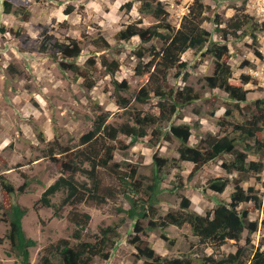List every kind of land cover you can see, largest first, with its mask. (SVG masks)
Instances as JSON below:
<instances>
[{
    "label": "trees",
    "instance_id": "obj_1",
    "mask_svg": "<svg viewBox=\"0 0 264 264\" xmlns=\"http://www.w3.org/2000/svg\"><path fill=\"white\" fill-rule=\"evenodd\" d=\"M3 6L6 14L12 12L13 4L10 1L5 0ZM125 7L127 11H131L134 3L128 2ZM70 11L72 8L66 14ZM139 11L151 15L155 22L148 27L143 25L141 19L130 23L117 33L116 41L121 47L134 38L140 40V45L135 50L138 58L135 74L142 77L144 85L134 100L147 104L155 99V113L132 108L131 100L121 95V92H128L130 86L126 81L116 80L120 62L102 54L114 48L101 33L91 41L96 53L83 65L79 63V59L87 43L85 37L60 41L43 33L41 51L57 62L64 72H71L76 80L83 79L86 89L91 90L96 86L95 73L100 69L112 78L117 102L123 113L127 114V119L119 125L110 124L109 114L97 106L99 114L94 120L93 128L80 139L83 147L81 150L71 151L69 147L61 146L55 141L48 153L61 176L45 190L32 208L13 202L12 198L21 195L24 187L17 190L6 178L1 177V187L9 196L10 202L0 204V221L7 226L4 237H0V246L5 243L9 245L7 256L14 258L16 264H32L31 250L38 244L27 236L23 220L31 211L38 212L40 207L54 209L56 218H62L64 209L70 208L66 217L74 226L72 238H62L45 247L37 264H93L96 258L108 262L111 251L121 239L119 224L100 228L94 236V242H89L84 240V232L90 227L92 218L90 214L80 211V206L88 200H96L98 204L105 203L108 197L116 199L122 192L121 189L106 188L103 190L104 194H100V172H104L116 178L124 187L121 188L124 189V196L130 207L120 211L135 221L133 235L128 240L134 249L131 264H264V238L259 247L251 251L246 246L239 245L243 240L249 245L251 236L258 231V223L250 220L246 207L252 204L255 209L264 212V202L256 190L253 187L244 189L241 185L251 176L259 179L264 172L263 161L250 160L254 150L264 152V141L260 140V135L264 132V97L256 103L257 112L244 124H234L229 120L232 112L228 110L219 121L220 132L224 130L221 135L192 145L190 139L193 127L187 123L178 124L176 119L181 120L182 111L201 100L203 95L196 92L191 85L180 87L170 84L172 78L188 81L190 65L183 59V55L194 51L202 58L208 56L215 65L213 74L202 80L205 88L210 91H223L237 107L247 103L249 91L245 87L252 79L249 75H242L240 81H233L228 43L230 39H244L249 36L252 43L257 45L259 34L264 32V28L247 12V0H243L242 6L237 8L226 27H222L221 16L215 14L204 0H193L188 14L178 28L171 24L169 13L160 0H142ZM208 22L213 26L214 32L205 26ZM213 34L220 35L221 40H214ZM120 52L118 50L116 53ZM248 64L245 62L242 67ZM120 136L130 139L129 144L120 140ZM39 138L45 141L42 134H39ZM146 139L149 147L156 150L163 142L175 144L177 154L173 158L159 157L157 153L153 155L155 170L150 184H145L138 177L137 167L130 170L119 169L118 164L114 163L117 147L111 144L114 142L126 150ZM250 141L255 143L254 147ZM217 159H222V167L228 177L211 181L209 187L214 192L223 194L228 185L235 181L231 201L219 202L202 215L190 209L191 200L180 196L179 209L165 214L159 212L154 198L160 188L165 168L172 165L180 168L182 163L191 164V179ZM78 175H86L92 181L93 188L89 189L86 184L78 182ZM175 188L182 190L184 186L181 183L175 185ZM57 194H62L63 197L55 206L52 199ZM262 226L264 228V220ZM170 227L186 231L200 245L212 249V253H204L200 257L185 254L175 258L159 255L148 239L152 234L161 233L160 237L168 242L165 231ZM229 241H234L237 245L236 252L226 253L223 250ZM173 243L171 240L170 244Z\"/></svg>",
    "mask_w": 264,
    "mask_h": 264
},
{
    "label": "rangeland",
    "instance_id": "obj_2",
    "mask_svg": "<svg viewBox=\"0 0 264 264\" xmlns=\"http://www.w3.org/2000/svg\"><path fill=\"white\" fill-rule=\"evenodd\" d=\"M0 0V178H6L18 190L24 187L21 195H15L13 202L32 208L41 198L45 190L60 176L59 169L49 157V150L57 141L61 146L69 147L71 151H79L83 147L80 139L93 128L94 120L99 114L97 106L109 114L108 123L119 125L126 121L127 114L120 108L112 78L106 76L103 70L95 73L96 86L88 90L83 85V79L76 80L71 72H64L57 62L44 54L41 47L43 33L52 35L56 40L66 41L67 38L85 37L87 43L83 47V54L79 63L83 65L96 50L91 41L98 34H102L113 46V50L104 52L110 59L120 62V70L116 75L118 82H127L130 86L128 92L121 95L130 101L132 108L144 112L155 113L157 101L152 99L147 104H140L134 100L135 95L143 87L142 77L135 74L138 58L135 50L140 40L134 38L128 44L118 45L117 33L126 25L138 20L143 21L145 27L155 22L151 15L139 11L142 0H8L13 4L12 12L6 14L3 2ZM169 13V20L176 28L185 15L193 0H160ZM133 2L134 7L127 11L125 4ZM205 4L221 16L223 26L226 27L235 15L237 8L242 6L243 0H204ZM66 14L67 10H70ZM205 26L214 32L213 26ZM261 34H259L260 36ZM214 40H221V36L213 34ZM229 64L233 69V81H240L246 75L247 68L255 65L253 60L260 56V37L258 44L252 43L249 36L244 39H230ZM118 50L121 52L116 53ZM115 53V54H114ZM97 54V56L102 55ZM117 54V55H116ZM189 62L190 77L187 82L181 79H171L170 84L182 87L185 84L194 87L203 98L192 106L184 109L180 114L181 120L177 123H187L193 127L191 144L196 145L208 140L212 136L221 135L219 121L228 110H231L229 120L234 124H244L257 112L256 103L264 97V88L257 81L245 88L249 91L247 103L238 107L223 91H210L203 85V78L212 75L214 63L208 57L202 58L200 54L189 51L183 55ZM248 62V66L242 64ZM39 134L45 137L41 141ZM120 140L129 144L130 139L120 136ZM264 141V132L260 135ZM148 139L140 140L129 149L123 150L118 144L114 163L120 170H130L137 167L138 177L145 184H150L154 175L153 155L167 158L177 157L176 145L163 142L159 149H152ZM254 147V142L250 141ZM241 148V147H240ZM250 156L251 161H263L264 152L255 151ZM177 167L172 165L165 168L162 181L157 192L155 206L161 214L177 210L180 206V196L191 200L190 209L198 214L205 215L219 202L231 201L235 181H232L223 194L210 189L209 184L217 178L228 177L222 167V159L211 162L195 177L189 178L193 166L182 163ZM178 176H181L180 178ZM102 191L104 189H121L116 199L107 198L105 203L88 200L80 206V211L91 215L90 227L84 232V240L94 242V236L100 228L119 224L121 239L111 251V259L103 261L96 258L93 264H131L134 249L129 245L132 228L135 221L129 219L125 212L130 205L124 196V187L118 180L104 172H100ZM78 182L93 188L92 181L86 175H78ZM183 184L184 188L178 190L175 185ZM27 184V185H26ZM244 189L253 187L264 202V172L257 179L249 177L241 184ZM123 187V188H121ZM126 193V192H125ZM127 193L128 190H127ZM63 195L57 194L52 203L57 206ZM10 198L1 187L0 204H8ZM249 218L258 223V231L251 236L250 244L243 240L239 245L251 251L261 244L264 238V212L255 209L252 204L246 207ZM70 208L64 209L62 218H56L54 209L40 207L38 212L31 211L23 220V227L28 237L37 241V247L31 250V262L37 264L43 249L57 242L59 239L72 238L74 226L67 220ZM1 219V216H0ZM7 226L0 221V237H4ZM161 233L152 234L149 242L155 251L162 256L175 258L185 254H194L200 257L209 255L212 249L202 246L186 231L170 227L165 231L169 241H164ZM174 241L171 245L170 242ZM9 245L0 246V264H16L14 258L7 256ZM223 250L226 253L237 251L234 241H229ZM196 264V263H194Z\"/></svg>",
    "mask_w": 264,
    "mask_h": 264
},
{
    "label": "built area",
    "instance_id": "obj_3",
    "mask_svg": "<svg viewBox=\"0 0 264 264\" xmlns=\"http://www.w3.org/2000/svg\"><path fill=\"white\" fill-rule=\"evenodd\" d=\"M247 12L255 18L261 28H264V0H247ZM259 37L261 43L259 52L261 54L255 57L253 60L255 65L247 68L245 73L264 88V32Z\"/></svg>",
    "mask_w": 264,
    "mask_h": 264
}]
</instances>
